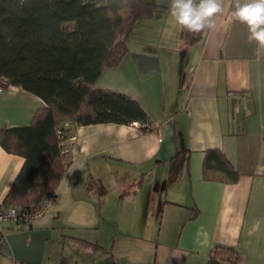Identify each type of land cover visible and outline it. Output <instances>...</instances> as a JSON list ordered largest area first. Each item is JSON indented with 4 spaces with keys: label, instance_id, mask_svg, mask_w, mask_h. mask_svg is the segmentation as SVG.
Here are the masks:
<instances>
[{
    "label": "crops",
    "instance_id": "crops-1",
    "mask_svg": "<svg viewBox=\"0 0 264 264\" xmlns=\"http://www.w3.org/2000/svg\"><path fill=\"white\" fill-rule=\"evenodd\" d=\"M142 1L157 8L135 23L127 53L96 88L131 98L155 129L71 123L50 208L5 226L0 264H209L215 246L237 252L222 264H264V47L233 18L236 0H222L214 28L176 24L175 36L166 4ZM44 107L21 87L0 93V131L28 127ZM184 150L187 164L169 181ZM209 150L229 160L236 181L203 178ZM23 164L0 144V203Z\"/></svg>",
    "mask_w": 264,
    "mask_h": 264
},
{
    "label": "trees",
    "instance_id": "trees-1",
    "mask_svg": "<svg viewBox=\"0 0 264 264\" xmlns=\"http://www.w3.org/2000/svg\"><path fill=\"white\" fill-rule=\"evenodd\" d=\"M156 8L142 0H0V78L45 103L28 127L0 131L1 146L24 158L3 204L35 212L41 198L53 194L69 163L56 134L66 120L155 129L139 104L97 89L96 82L103 68L117 66L127 53L135 23ZM187 161L188 151L176 153L169 181L180 178ZM203 178L227 183L238 173L221 152L209 150ZM236 255L233 248L215 246L208 263H233Z\"/></svg>",
    "mask_w": 264,
    "mask_h": 264
},
{
    "label": "clouds",
    "instance_id": "clouds-1",
    "mask_svg": "<svg viewBox=\"0 0 264 264\" xmlns=\"http://www.w3.org/2000/svg\"><path fill=\"white\" fill-rule=\"evenodd\" d=\"M166 4L175 23L190 32H200L205 27H215V16L222 12V0H156ZM232 16L246 24L249 42L256 41L264 47V0H236Z\"/></svg>",
    "mask_w": 264,
    "mask_h": 264
},
{
    "label": "built area",
    "instance_id": "built-area-1",
    "mask_svg": "<svg viewBox=\"0 0 264 264\" xmlns=\"http://www.w3.org/2000/svg\"><path fill=\"white\" fill-rule=\"evenodd\" d=\"M13 85L9 81L2 77L0 78V93L11 91ZM241 96L239 93H234L231 95L233 99H239ZM71 121L66 120L62 126L56 129V134L59 139L58 147L61 153L69 154L70 146L74 142V137L67 135L65 132L66 128L71 125ZM53 200V194L45 195L41 198L38 203L35 212H29V210L19 206V205H6L0 203V246H4L6 242L5 236V226H21L28 225L32 221L40 218L47 210L50 208Z\"/></svg>",
    "mask_w": 264,
    "mask_h": 264
},
{
    "label": "rangeland",
    "instance_id": "rangeland-1",
    "mask_svg": "<svg viewBox=\"0 0 264 264\" xmlns=\"http://www.w3.org/2000/svg\"><path fill=\"white\" fill-rule=\"evenodd\" d=\"M148 1H149V0H148ZM170 16H171V15H170ZM172 20H173V25H172V27H171V28L173 29L172 34L175 36L176 33H177V32H176V28H177V27H176L175 20H174L173 18H172ZM179 35H180V33H179Z\"/></svg>",
    "mask_w": 264,
    "mask_h": 264
}]
</instances>
